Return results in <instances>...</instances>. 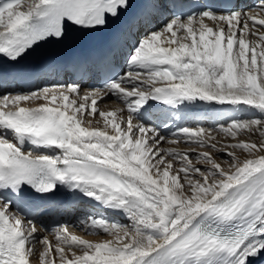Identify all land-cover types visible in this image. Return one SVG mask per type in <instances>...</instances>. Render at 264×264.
Returning a JSON list of instances; mask_svg holds the SVG:
<instances>
[{
  "label": "snow or ice",
  "instance_id": "snow-or-ice-1",
  "mask_svg": "<svg viewBox=\"0 0 264 264\" xmlns=\"http://www.w3.org/2000/svg\"><path fill=\"white\" fill-rule=\"evenodd\" d=\"M130 7V0H0V62L18 64L71 28H103ZM125 63L99 87L0 93V264L37 257L38 264H258L264 0L247 10L173 13L139 36ZM150 102L232 115L218 127L164 133L145 119ZM181 143L188 151L164 147ZM60 189L99 205L104 211L79 227L110 238L84 239L69 224L42 229L26 214L30 196Z\"/></svg>",
  "mask_w": 264,
  "mask_h": 264
},
{
  "label": "bare ground",
  "instance_id": "bare-ground-1",
  "mask_svg": "<svg viewBox=\"0 0 264 264\" xmlns=\"http://www.w3.org/2000/svg\"><path fill=\"white\" fill-rule=\"evenodd\" d=\"M207 22V21H206ZM163 22L161 23H156L155 27L154 28H157L159 26H162ZM211 26V25H210ZM148 29H140V32L139 34L142 35L145 31H147ZM47 81L49 82L48 85L46 86H51L53 84H60L58 82L57 79H54V80H49L47 79ZM117 105L115 104H110L109 107L111 108H114L116 107ZM101 107L103 108L104 106L101 105ZM168 111H171V113H175L174 115L177 117V121L173 124L170 125V121L169 120H162L163 119V115L164 114H160L158 118H154V119H151V118H145L147 121H149L150 123L160 127L161 131L164 132V133H168L170 129H173L175 127H196V126H203L205 128H213V127H218L219 124L221 123H224L230 115H232L231 113H228V112H221L220 109H219V106H215V107H210V106H207V105H201V106H198V107H190V108H187V109H183L181 111H176L174 109H168ZM193 113H205L207 114V116H205L203 118V120H195L193 122H191V120H185L184 117L185 115H189V114H193ZM172 115V116H174ZM205 119H209V123L206 124L204 122ZM165 124H167V127H165ZM218 139H221L220 137H218ZM224 142H231L230 140H225ZM164 147H174V148H177L178 150L180 151H188L187 147L181 143V144H177V145H167V144H164ZM238 155L241 156V158L243 159L244 158V155L241 154V153H237ZM215 155V154H214ZM220 155H223V154H220ZM78 198L80 200H82V202L88 200L87 198H84L80 195H78ZM82 204V203H81ZM95 210V209H94ZM77 212V208L76 209H66V210H62L61 213H58V216L61 220H68L70 218H73L74 214ZM118 217H121V219L123 221H126L124 220V218L122 216H118ZM41 222H43L42 220H40ZM38 221V222H40ZM127 222V221H126ZM74 229L76 231H73V233L77 236H80L84 239H87V240H90V241H95V242H99L101 239H96L95 240V236H91V235H86L85 232L79 227V225L77 227H74ZM103 235V234H102ZM99 237V236H98ZM105 237V236H104ZM107 238H110V237H107ZM37 259V258H36ZM36 259L32 260L31 263L34 261H36ZM264 259H262L261 261H263ZM260 261V262H261ZM264 264V261L262 262ZM259 264V263H258Z\"/></svg>",
  "mask_w": 264,
  "mask_h": 264
},
{
  "label": "rangeland",
  "instance_id": "rangeland-1",
  "mask_svg": "<svg viewBox=\"0 0 264 264\" xmlns=\"http://www.w3.org/2000/svg\"><path fill=\"white\" fill-rule=\"evenodd\" d=\"M102 108V107H101ZM100 126H102V121H101V125ZM197 151H199V150H197ZM103 211H101L98 215H100L101 213H102ZM88 213H91V211H89V209L88 210H85V209H81V215H83V216H85V215H88ZM108 215H110V214H108ZM77 219H83V218H81L80 217V215H79V218H78V216L76 217ZM115 219H117V220H119L120 222H123V223H126V221H123V220H121L120 218H117V217H114ZM77 222H79V221H76V220H73V222L70 224V225H73V224H77ZM69 231L70 232H73V231H76L75 229L73 230V228L72 227H70V229H69ZM105 235H100L99 237L98 236H95L94 238H95V240L96 239H106L107 238V236H105ZM49 237L50 238H54L52 235H49ZM101 237V238H100ZM97 241V240H96ZM93 242H95V241H93ZM264 261V260H263ZM263 261H261V262H258L259 264H261ZM37 264H38V258H37ZM56 264H59V261H58V259L56 260Z\"/></svg>",
  "mask_w": 264,
  "mask_h": 264
}]
</instances>
